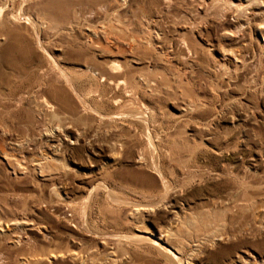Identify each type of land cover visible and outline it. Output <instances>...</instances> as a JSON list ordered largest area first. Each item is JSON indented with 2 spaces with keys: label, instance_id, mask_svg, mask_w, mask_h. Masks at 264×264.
Listing matches in <instances>:
<instances>
[{
  "label": "rangeland",
  "instance_id": "1",
  "mask_svg": "<svg viewBox=\"0 0 264 264\" xmlns=\"http://www.w3.org/2000/svg\"><path fill=\"white\" fill-rule=\"evenodd\" d=\"M0 9V264H264V0Z\"/></svg>",
  "mask_w": 264,
  "mask_h": 264
},
{
  "label": "bare ground",
  "instance_id": "2",
  "mask_svg": "<svg viewBox=\"0 0 264 264\" xmlns=\"http://www.w3.org/2000/svg\"><path fill=\"white\" fill-rule=\"evenodd\" d=\"M9 1H7V3H8ZM7 3H5V5H7ZM3 5H4V3H3ZM11 5V4H10ZM4 9H6V8H4ZM21 9V8H20ZM1 10V9H0ZM3 14H4V12H3ZM22 14V13H21ZM0 16H2L1 14H0ZM8 17V16H7ZM3 22V21H2ZM6 22V21H5ZM4 22V23H5ZM32 22V21H31ZM33 24V23H32ZM111 69V68H110ZM117 69V68H116ZM117 72H119V71H117ZM69 76V75H68ZM108 76V75H107ZM119 76V75H118ZM120 77V76H119ZM115 78V77H114ZM42 102V101H41ZM49 103V102H48ZM56 110V109H55ZM172 260H173V258H172ZM179 261V260H178ZM180 262V261H179Z\"/></svg>",
  "mask_w": 264,
  "mask_h": 264
}]
</instances>
